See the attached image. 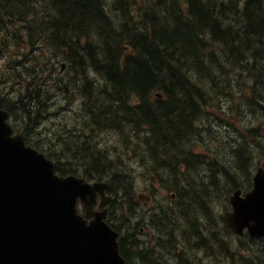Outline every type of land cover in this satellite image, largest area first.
<instances>
[{
  "label": "trees",
  "instance_id": "obj_1",
  "mask_svg": "<svg viewBox=\"0 0 264 264\" xmlns=\"http://www.w3.org/2000/svg\"><path fill=\"white\" fill-rule=\"evenodd\" d=\"M221 2L225 8L218 14L216 10H212L216 7L212 6L219 5ZM253 3H256L253 11L247 8L245 10L244 6ZM209 7H212L211 11H213L210 17L213 20H218L219 23L230 22V12H233L235 17L238 12L244 10L246 15L254 16L256 20L253 18V21L256 27L243 32L246 34V38L242 33L241 37L236 35V39H229L228 35L233 32L231 27L229 34L220 30L222 35L218 36L208 26L211 23L201 18V11L208 10ZM263 14L262 2L259 0H144V2L140 0H6L4 8H0V28L7 26L6 20L13 23L21 22V19L29 21L30 16L35 15V20L30 22L31 37L51 41L67 58L69 68L78 71L72 89L79 91L89 99L90 103L85 104L89 113H85V117L79 118L74 114V121L71 122L75 125L90 126L95 130L102 126L105 127L109 123L116 127L115 130L121 132L126 138L137 142V146L131 150L130 155L133 156V163L143 169L141 173L148 171L159 179L164 189L175 192L176 199L173 201L172 207L161 206V216L154 219L159 234L166 237L161 250L170 252L165 255L177 258L178 264H198L202 249L212 250L214 245L219 248L223 244L224 238L219 235L222 232L227 233L229 227L223 215L219 214L217 206L220 205L227 209L231 192L237 188H247L252 184L251 169L253 166L247 154V151L250 153V143L255 145V158L258 155L264 156V110H262L264 108V22L257 25ZM65 16L68 20L74 21L75 18L80 24L87 23L93 29H87L82 25L70 29L69 26H66V21H63ZM115 17L127 27L135 25L139 32L158 29L166 32L167 37L158 47L154 45L156 51L162 46L176 44L175 51L179 54L188 45V52L183 55L187 61L193 59L195 52L199 51L202 59L208 64L203 74L206 77L202 83L205 86V89L202 88L204 94L218 95V93L223 94L226 90V98L228 96L235 97L237 103L240 94H245L239 109L229 102L230 111L227 116L238 121L240 123L239 130L242 131L238 132L234 139L223 143L222 147L218 149L222 150L227 146L230 153H226V151L212 153L203 149L202 154L196 149V141H203L208 144L209 148H212L211 142L215 140L218 144L220 138L226 133L223 126L216 125L208 136L196 139L199 130L195 127V121L202 120L205 113H208L207 108L205 112L190 114L188 121L193 120L194 128L189 130L181 126L182 121L180 124V120L173 125L172 122H165L168 116L160 115L156 111L145 118L142 117L143 119L131 118L125 110L111 109L109 102L99 96L105 88L122 76L125 85L132 86V89L136 91L125 94L129 106H144V98L137 92L142 85L152 81L149 67L152 61L149 65L139 61L141 57L138 56V49L125 39L124 34L121 33L122 26L110 24L109 27H106L103 25ZM196 25L197 29L194 31ZM14 26L17 25L13 24ZM207 32L210 36H207ZM69 37L71 38L69 39ZM82 37L89 41L81 46ZM148 39L154 43L157 36L148 35ZM235 42L236 47L230 48ZM182 43H184V47H182ZM88 45L93 46L92 49ZM257 47L259 50L254 52L253 50ZM97 53H100V58ZM109 57H114V63L122 66L123 69L120 70L115 65L114 72L102 69L101 66L108 64ZM99 60L102 61L97 65ZM93 67L96 74H100L101 79L104 78L103 80L91 77ZM212 71L217 74L214 75ZM79 73L85 75L86 86H82L78 82L80 80ZM155 76L161 79L159 76ZM103 81H107L106 86ZM101 85L102 87H100ZM134 86L136 88L140 86V89L139 87L136 89ZM95 87L99 92L95 91ZM182 87H179L178 91L183 94ZM167 92V88L158 89L154 92L157 97L153 94L152 98L159 100L163 98V95L166 96L169 93ZM32 94L34 97L28 101V104L25 102L24 106L29 115L31 111L35 110L37 102L41 103L44 100L42 93L34 92ZM4 98L5 96L0 94V105H4ZM252 98L254 99L252 100ZM111 100H116L115 94L111 95ZM214 104L216 107H221L216 100L213 101ZM254 107L258 120L262 118L263 122L258 123L256 120L257 125L254 128H245L244 119H237L238 116L235 112L239 111L240 114H243V109L248 110ZM144 115V113L141 114V116ZM175 115L177 113L173 117ZM159 124L163 126L160 127ZM136 129H147V131L143 134ZM186 141H189V145L183 147ZM236 155L237 158L233 165L231 159ZM216 156L218 158H215ZM72 159L75 160L77 157ZM86 161V173L97 178H102L107 173L109 164L104 160L102 154H92L90 158H85L81 162ZM222 164L227 165L230 169L226 170ZM88 174L85 175L91 178ZM110 185L116 195L121 191L128 193V206L131 211L136 212V207L132 202L134 197L132 177L129 175L115 182L113 180ZM218 218H220L224 230H219ZM121 245L123 252L126 253V249L130 248L127 236L123 237ZM144 258L145 263L148 264L150 257L144 256ZM162 259L156 257L153 263L167 264ZM245 261L249 263L251 260L245 259Z\"/></svg>",
  "mask_w": 264,
  "mask_h": 264
},
{
  "label": "water",
  "instance_id": "obj_2",
  "mask_svg": "<svg viewBox=\"0 0 264 264\" xmlns=\"http://www.w3.org/2000/svg\"><path fill=\"white\" fill-rule=\"evenodd\" d=\"M10 177L5 167L0 169V264H125L119 255L117 235L103 222L105 213L88 225L73 207L46 195L44 184L37 199L30 201L33 198H28L26 182ZM32 178L38 184L37 178ZM255 184L258 189L245 197L241 191L230 196L234 211L227 214V219L239 234L246 226L253 234H264L261 173L255 177ZM105 186L83 187L80 191L87 193Z\"/></svg>",
  "mask_w": 264,
  "mask_h": 264
},
{
  "label": "bare ground",
  "instance_id": "obj_3",
  "mask_svg": "<svg viewBox=\"0 0 264 264\" xmlns=\"http://www.w3.org/2000/svg\"><path fill=\"white\" fill-rule=\"evenodd\" d=\"M259 2H262V9H263V13H264V0H259ZM256 3L250 4L248 6H244L245 10L247 8V9H250V11H253L254 5ZM5 4H6V0H0V8L1 9L4 8ZM229 6H231V5H229ZM212 7H216L212 10H216L218 12V14H220V12L223 10V8H225L223 2H221L219 5H213ZM212 7H209L208 10L204 9V11L201 14V18L204 21H209L211 23V24H208V26H210V28L218 36L222 35L220 33V30H222V31L224 30L227 34H229L230 33L229 28L231 27L233 32H231L228 35V37H229V39H234L236 35L241 37L243 32L249 31V30L256 27V25H254V21H253L254 16H252L250 14L246 15L244 13L243 9H242L243 11L241 10L242 12H238V14L235 17H234L233 12H230L229 13V14H231L230 22H224L223 21L222 23H219L218 20L217 21L215 19L213 20L210 17V14L213 12V11H211ZM240 7H242V6H240ZM226 11H229V10H226ZM231 11H233V10H231ZM262 16L260 19V23L257 22L258 23L257 25L263 24L262 22H264V17H262ZM66 17L67 16L64 17L63 21H66V26H69L70 29L73 27H78L80 25L86 27L87 29H93V27L87 23L80 24V23H77L75 18L73 21V20L66 19ZM220 17H222V16H220ZM101 24H103V23H101ZM110 24H115L116 26H122V32L121 33L124 34L125 39L127 41L133 43L137 47L138 56L141 57V60H139V61H141L142 64L146 63L149 65L150 62L152 61L151 66H149L150 71H151L150 76L152 78V81L147 82V84L142 85L141 89H140V86H138L140 90L137 93H139L141 96H143L144 106H135V107L129 106V103L125 98V94L127 92H136V91L134 89H132V86L125 85L124 79L122 78V76H120L116 81H114L107 88H105L99 95L101 98H103L109 102L111 109L125 110L129 114V116L131 118H134V119H138V118L143 119L142 117L145 118V116L154 114L153 111H156L160 115L163 114L164 116H168V118L165 119V122H167V121L169 123L172 122V125H173L174 123H177L178 120H180V124L182 121L181 126L183 128L185 127V129L190 130V129L194 128L193 127V124H194L193 120L190 122L188 121L190 114L196 113V112L197 113L205 112V109L207 108L208 113H205L204 117H202V120H200L199 122L195 121V127H197L199 130V135L196 137V139L200 138V137L208 136L211 133V130L213 129V127H215L216 125L222 126L221 125L222 123H223V125L224 124L226 125V127H224L226 130V133L220 138V140H219V142L215 148H217V149L221 148L223 143L230 141L237 136L239 128H237L236 124L239 122L236 120H233L227 116V113L230 111V106H229V102L226 101L227 100L226 90L220 96L217 94H214V93H210V95H206L202 91V88L205 89V86L202 83L204 82V79H206V77L203 74H204L208 64H206V61L204 59H202L199 51L195 52L193 59H190L189 61H187L183 57V55L188 52V45L184 47V43H182V47H184V48L182 49L181 52H179V54L175 51V48H177L176 44L173 46H162L158 51L155 50L154 45L158 47V45L167 37V33L160 30V29L154 30V31L148 30L149 32H144V31L139 32L135 25H130L127 27L117 17L109 20L108 22L104 23L103 25L106 27H109L108 25H110ZM194 29H195L194 31H196L197 25ZM258 30H259V28H258ZM69 33H71V32H69ZM77 34H78V32H77ZM148 35H150L151 37L153 35L154 36L156 35L157 36L156 41L153 43L151 40L148 39ZM207 36H210V34L208 32H207ZM243 36L245 37L246 34L243 33ZM70 38L71 37H69V39ZM74 39L77 40V38H74ZM88 41L89 40L82 37L81 46L83 43L86 44V42H88ZM100 44H101V42H100ZM165 44H167V43H165ZM236 45L237 44L235 42L234 44H232L230 46V48H233L234 46L236 47ZM94 46H95V44H94ZM88 47L92 49L93 46L88 45ZM91 49H90V51H91ZM257 50H259L258 47L256 49H254L253 51L255 52ZM99 51H101V50H99ZM102 51L105 52V50H102ZM175 53H177V54H175ZM87 54L90 55L91 53H87ZM99 54H98V57H99ZM103 56H105V55H103ZM238 57H239V55L237 56V58ZM101 61L102 60H99V62L97 61V65ZM114 65L120 70L123 69L122 66H119L118 64L114 63V57H112V58L109 57L108 58V64L101 66V68L107 70V72L108 71L114 72V70H113ZM139 65H141V64H139ZM184 65H185V67H184ZM94 67H93V69H95ZM212 72L214 75L217 74L214 71H212ZM155 75L159 76V78H161V79L156 78ZM103 79H100V80H103ZM85 80H86V77H85ZM97 82H99V81L97 80ZM103 82H104V86H106L107 81H103ZM115 82H117L118 86H117V84H115ZM90 86H92V85H90ZM93 86H94V84H93ZM95 86H97V85H95ZM181 86H183L182 87V89L184 91L183 94L180 91H178V88ZM100 87H102V85ZM162 88H167L169 93L167 92L168 94H166V96L163 95V98H160L159 100H154L152 98V95L154 94V92L156 90L162 89ZM112 94L116 95V100H114V101L111 100ZM155 94L153 96H156ZM218 99H220V101H218ZM253 99L254 98H252V100ZM215 100L218 101V104H220V106L224 103L223 107L222 106L216 107V104L213 105V101H215ZM68 106H71V104H68ZM262 110H264V108H262ZM143 113L145 115L141 116V114H143ZM172 113H174V114L177 113V115H175L173 117L174 114L172 115ZM214 117H216L217 119ZM256 125H257L256 123H251L250 125H245L244 127L245 128L246 127L247 128L248 127L253 128ZM159 126L161 127L163 125L159 124ZM191 135H192V133H191ZM199 142L203 143V145L200 144ZM195 144H196L195 145L196 149H199L200 146H203V149L208 150L206 147L207 143H205L203 141L198 140L195 142ZM188 145H189V141H186L184 143L183 147H187ZM237 146L239 147V145H237ZM194 252H195V250H194Z\"/></svg>",
  "mask_w": 264,
  "mask_h": 264
},
{
  "label": "rangeland",
  "instance_id": "obj_4",
  "mask_svg": "<svg viewBox=\"0 0 264 264\" xmlns=\"http://www.w3.org/2000/svg\"><path fill=\"white\" fill-rule=\"evenodd\" d=\"M201 13H202V11H201ZM218 95L220 96L222 94L218 93ZM244 95H245L244 93L240 94V99H239L238 103H237V99L235 97H232V96H228L226 101L230 102L231 104H234L236 106V108L239 109L240 104H241V102H242V100L244 98ZM218 101H220V99H218ZM223 105H224V103L221 106L223 107ZM66 110H67V112H66L67 115L70 116V120L74 121V113L77 110H74L73 105H71V106L66 105ZM255 111H256V108L254 107V108L248 109V110L243 109V111H242L243 114H240L239 111L235 112V114L238 116L237 119H244V121H245L244 124L245 125H250L251 123H256V120H258V118H257L258 116H257ZM259 112L261 113L260 110H259ZM58 118H61V117H57V118H53V119L45 121L42 130L47 132V133L52 132L54 130V127L56 125V121L58 120ZM214 118H216V117H214ZM221 125L223 127H226V125L225 124L223 125V123ZM236 126H237V128H240V124L239 123H237ZM238 132H242V131L238 130ZM51 134H53V133H51ZM120 138L121 137H118L116 135H104L102 144H103V146L107 145L109 147L110 151L112 152V154H114V155H118L119 154V155L123 156V154H125L124 152H127V150H126L125 146L123 145V143L120 141L121 140ZM199 143L203 145V143H201V142H199ZM216 145H217V141L214 140L213 142H211V147L212 148H209L208 146H206V147L212 153H224L228 149V147L226 146L224 149L218 150V149H215ZM199 150H201L203 152V147L202 146L199 147ZM130 157H132V160H133V156L130 155ZM224 157H226V154H224ZM215 158H218V156H216ZM150 186H151V184L149 182L143 181V179L140 178L139 181H138V184H137V190L138 191H142V190L145 191V190H148V188H150ZM159 194L164 195V198H160L164 203H170L169 200H168V196L170 194L169 191H167V192H162L161 191ZM156 199H157V197H156ZM156 199H154V201ZM152 205H153V202L150 203V204H143L142 206L150 208ZM149 261H151L150 258H149Z\"/></svg>",
  "mask_w": 264,
  "mask_h": 264
},
{
  "label": "flooded vegetation",
  "instance_id": "obj_5",
  "mask_svg": "<svg viewBox=\"0 0 264 264\" xmlns=\"http://www.w3.org/2000/svg\"><path fill=\"white\" fill-rule=\"evenodd\" d=\"M75 114V116L77 117V118H79V117H85V113H77V111L74 113ZM249 142V141H248ZM254 149H255V146H254V144L253 143H250V153H249V151H247V154L249 155V159H250V162H252L254 159H255V156H254ZM226 153H230V151H228V150H226ZM236 158H237V155L234 157V158H232L231 159V161L233 162V165H234V160H236ZM225 168H226V170L227 169H230L227 165H225V164H222ZM251 173H252V175H253V171H252V169H251ZM184 199V198H183ZM161 257H163V258H165V259H167L168 257L167 256H165V255H161Z\"/></svg>",
  "mask_w": 264,
  "mask_h": 264
}]
</instances>
